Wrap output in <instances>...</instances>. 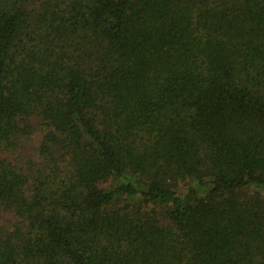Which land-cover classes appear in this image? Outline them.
<instances>
[{"label": "trees", "instance_id": "1", "mask_svg": "<svg viewBox=\"0 0 264 264\" xmlns=\"http://www.w3.org/2000/svg\"><path fill=\"white\" fill-rule=\"evenodd\" d=\"M0 264H264V0H0Z\"/></svg>", "mask_w": 264, "mask_h": 264}, {"label": "rangeland", "instance_id": "2", "mask_svg": "<svg viewBox=\"0 0 264 264\" xmlns=\"http://www.w3.org/2000/svg\"><path fill=\"white\" fill-rule=\"evenodd\" d=\"M38 138H39V134H35V135L33 136V143H34V144L38 142V140H39ZM180 186H181V187H185V184H184V183H181Z\"/></svg>", "mask_w": 264, "mask_h": 264}]
</instances>
